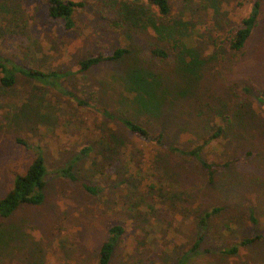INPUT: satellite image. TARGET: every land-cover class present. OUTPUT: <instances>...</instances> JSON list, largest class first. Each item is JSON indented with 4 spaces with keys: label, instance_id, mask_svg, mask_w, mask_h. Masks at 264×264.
I'll return each instance as SVG.
<instances>
[{
    "label": "rangeland",
    "instance_id": "rangeland-1",
    "mask_svg": "<svg viewBox=\"0 0 264 264\" xmlns=\"http://www.w3.org/2000/svg\"><path fill=\"white\" fill-rule=\"evenodd\" d=\"M75 1L83 5L67 29L48 0H0V55L61 75L44 83L17 73L6 87L0 68V199L38 155L49 170L42 203L0 217V264H96L114 223L126 232L112 264H264V237L222 251L264 235V0L238 51L230 41L255 0H169L167 15L153 10L159 29L131 27L124 4L133 0ZM152 46L170 58L151 56ZM118 47L129 54L79 70ZM140 73L156 78L153 90L137 83ZM123 117L181 150L142 141ZM219 127L202 156L229 164L209 179L188 151ZM69 165L99 192L57 173Z\"/></svg>",
    "mask_w": 264,
    "mask_h": 264
},
{
    "label": "trees",
    "instance_id": "trees-1",
    "mask_svg": "<svg viewBox=\"0 0 264 264\" xmlns=\"http://www.w3.org/2000/svg\"><path fill=\"white\" fill-rule=\"evenodd\" d=\"M82 5V2L75 0H48V13L52 18H61L62 20H64L66 28L71 29L75 25L74 13L76 12V9ZM170 8L171 7L169 0H133L124 4V11L129 24L131 25V27L137 29L147 28L149 26L159 29V26L157 25L156 20L153 16V10H156L160 15L165 16L170 12ZM259 12V0H255L251 12L246 18L243 19V21L236 29L234 36L230 41L231 48L238 51L245 46L248 38L252 35L255 25L257 24ZM178 46V39H174L171 41V47L173 49L177 48ZM129 52L130 50L128 48L118 47L115 50L109 52L108 55L104 52L90 55L79 62V70L88 71L105 61L120 60L124 56H126V54H129ZM148 53L158 59H168L170 58L171 54L166 48L160 46L150 47L148 49ZM0 68L3 73L1 83L6 87H12L16 83L17 73H21L31 79L38 80L44 83L54 82L55 80L57 81L61 77L58 72H45L34 68L23 67L21 65L13 63L10 59L5 58L1 55ZM135 77L139 85L142 84L143 87L149 88L151 90L155 88L157 80L152 74L140 73L139 76ZM76 99L81 104H88V102L78 97H76ZM258 99L264 105V91L258 97ZM93 108H95L101 115L110 116V112L101 105L94 104ZM118 120L126 129H128L132 134L139 137L142 141L169 147L172 152L181 150L178 147L165 145L161 139V134H155L151 132L145 126L133 119L123 117L119 118ZM221 132L222 128L219 127L213 134L204 139L203 144L196 145L188 151L190 155L197 158L200 165L202 166V169L207 174L209 179H214L216 173L229 164L227 161L219 162L214 159H206L202 156V150L205 146L204 144L210 143L216 138H220ZM17 141L18 143H21L27 147L30 144L28 141L22 138H17ZM88 149V147L83 148V152L86 153ZM57 173H59L63 177H67L75 181H81L83 183V186L93 194L99 192V188L97 186L92 185L85 180L83 181L80 177H78L73 172V168L71 165L62 167L57 171ZM48 174L49 170L46 159L43 155H38L29 165L25 173L18 174L16 176L13 187L3 198L0 199V217L6 218L11 216L15 212V210L24 203L34 205L42 203L45 198L44 189L46 186ZM218 211H220V209L216 208L206 213L202 221L205 223L207 218H209L211 215L216 214ZM125 232L126 228L121 223H114L110 226L108 230V237L103 242L99 250L96 264H112L115 249ZM263 237L264 235L260 234L255 235V237L243 238L240 242L233 243L232 246H226L222 251L226 254H237L242 246H245L250 242L255 241L256 239H261ZM203 241L204 236H200V238L191 249V252L193 253L200 249ZM177 264H185V261L179 260Z\"/></svg>",
    "mask_w": 264,
    "mask_h": 264
}]
</instances>
